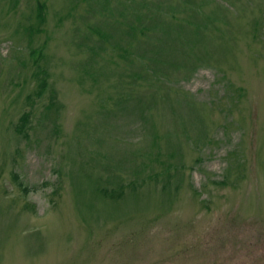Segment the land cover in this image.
<instances>
[{
    "label": "rangeland",
    "instance_id": "obj_1",
    "mask_svg": "<svg viewBox=\"0 0 264 264\" xmlns=\"http://www.w3.org/2000/svg\"><path fill=\"white\" fill-rule=\"evenodd\" d=\"M0 264H264V0H0Z\"/></svg>",
    "mask_w": 264,
    "mask_h": 264
},
{
    "label": "trees",
    "instance_id": "obj_2",
    "mask_svg": "<svg viewBox=\"0 0 264 264\" xmlns=\"http://www.w3.org/2000/svg\"><path fill=\"white\" fill-rule=\"evenodd\" d=\"M153 61L154 62H156L157 61V57H156V54H155V56L153 57ZM54 107H56V104H55V106ZM26 116H24L23 118H22V124H21V126H20V129H19V131L20 132H24L23 133V135H25V133H26V131H24V125L26 124Z\"/></svg>",
    "mask_w": 264,
    "mask_h": 264
}]
</instances>
